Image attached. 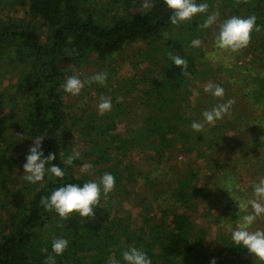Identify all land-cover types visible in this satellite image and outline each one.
<instances>
[{
	"label": "trees",
	"instance_id": "trees-1",
	"mask_svg": "<svg viewBox=\"0 0 264 264\" xmlns=\"http://www.w3.org/2000/svg\"><path fill=\"white\" fill-rule=\"evenodd\" d=\"M254 2L247 8L261 26L258 48L264 54V2ZM16 4L23 9L24 17L3 18L0 14V73L13 69L19 74L17 83L9 89L2 91L0 86V264H45L49 255L55 257V264H126L122 253L132 247L142 250L152 264H210L202 247L206 234L196 232L191 215L171 213L170 209L154 222L150 206L145 210V226L133 230L130 213L110 220L111 208L116 204L124 209L123 183L127 179L123 174L130 181L142 177L150 182L148 188L151 186L150 170L124 162L135 149L150 152L146 158L157 163L155 170L166 167V172L161 171L163 177L175 173L176 186L170 179L173 186L164 190L172 207L195 210L198 199L215 198L218 204L227 201L222 205L228 208L234 200L246 203L255 199L253 188L264 178V57L255 56L246 66H235L230 81L216 84L224 89V96L202 93L195 114L190 116L183 106L190 83L194 79L205 81L214 72L210 62L201 71L194 63L192 41L198 35L197 21L181 30L180 25H172L169 18L173 13L164 0H154L153 7L137 12L132 10L142 7L141 0H113L111 4L103 0H15ZM120 4L123 13L118 8ZM137 42L148 44L149 51L139 52L136 58L149 61L155 70L148 68L138 78L102 87L104 95L111 97L112 110L100 116L85 111L72 122L64 99L68 73L63 64L72 62L78 66L95 56L110 66L126 46ZM175 54L187 60V75L170 59ZM254 61L258 65L251 66ZM238 73L242 77L237 78ZM140 85L145 86L144 106H128L125 97L139 91ZM12 88L15 93L9 94ZM117 97H122V102L117 103ZM229 100L238 104L230 107L229 115L212 125L204 121V111ZM123 122L124 133L117 132L118 124ZM193 122L203 123L204 130L194 131ZM70 125L75 126L84 147L71 166L64 161L75 152L63 140ZM38 136L45 137L44 157L55 154L53 163L61 167L65 176L60 179L46 172L45 179L32 190L27 181L24 188L16 190L13 176L27 156L24 148ZM178 143L186 153L195 152L196 158L208 160L214 170L212 179L199 184L200 170L171 165L180 152ZM19 150H24L22 155H13ZM240 156L247 173L259 178L251 181L246 190L238 177ZM85 162L98 171L99 181L105 173L115 177V188L108 193V200L103 204L100 199L92 218L73 213L63 220L54 210L46 211L41 198L50 196L56 188L93 181L76 171ZM223 178L228 198L221 201L219 184ZM167 215L171 222L164 219ZM257 221L264 224V216ZM58 239L69 242L62 255L52 252V243ZM224 247L234 264L235 257L251 255L233 242H225ZM44 248L47 253L41 251ZM247 263L240 259V264Z\"/></svg>",
	"mask_w": 264,
	"mask_h": 264
},
{
	"label": "rangeland",
	"instance_id": "rangeland-1",
	"mask_svg": "<svg viewBox=\"0 0 264 264\" xmlns=\"http://www.w3.org/2000/svg\"><path fill=\"white\" fill-rule=\"evenodd\" d=\"M104 3H109L113 0H103ZM142 3L145 0H141ZM150 3H154V0H149ZM207 3L209 5V9L207 13L198 14L193 17L191 21L183 22L179 24L181 27L180 30L186 29L189 23H193L197 21L199 24L198 35L195 40H200L201 45L199 47H193V60L197 65L199 71L204 70V65L208 62L211 63L212 69H214L213 74L210 73V77L205 81L194 79L190 83L187 94L188 97L184 102L183 106L188 115L195 114L198 98L202 96V93H207L204 91V87L208 83H212L216 85L217 83H225L226 81H230L231 70L234 69L235 66H246V64L251 63L252 58L255 56L264 57V54L259 50V32L252 33V40L248 47L240 50L239 52L232 53L230 51L220 50L216 47L215 38L219 32V25L224 20L231 18L233 16H238L242 18H247L248 16L254 15L248 10V6L253 5L254 0H248V3H244L241 0L240 3H237L236 0H197V3ZM260 2H264V0H260ZM247 4V5H246ZM246 5V6H245ZM122 5H118L121 13H123ZM252 9V8H251ZM18 10V11H17ZM145 10L143 6L134 9L132 12H137ZM147 10V9H146ZM112 12L114 10H111ZM215 13L217 15L216 23H214L209 28H201L200 26L207 19L208 15ZM0 14L3 18L6 16L22 18L24 17L23 9L20 8L19 5H15V0H0ZM45 34L42 38H45ZM167 37V36H166ZM149 51L148 44L144 42H137L130 44L124 48V51L120 53L116 59L113 60L110 66L105 64L104 62H100L95 56H92L83 64H79L76 66L72 62L64 63L63 66L67 71L68 75H66V79L70 76H77L82 81L87 80L89 77L93 76L96 73H107V81L105 85H100L99 83L93 82L91 84H85L83 89L81 90L79 95H72L70 93H66L64 96L65 102L67 104V111L70 115L71 121L73 122L76 117L81 116L85 111L86 114L94 112L96 115L100 116L101 114L98 111V104L101 102V98L111 99L110 96L104 95L102 92V87H115L117 82H121L126 79L138 78L141 73H143L146 69L155 70V66L151 65L149 61L141 62L136 57L139 52ZM261 52V53H260ZM255 62V61H254ZM258 65V62L253 63V65ZM213 65V66H212ZM221 67L222 72H216L215 69ZM209 68V67H208ZM2 70L0 73V86L1 90L4 91L6 88L9 89L10 86H13L18 81V73L16 70L7 69ZM237 78L242 77V74H237ZM140 90L132 95L126 96V104L128 106H144L142 104V98H144V90L145 86L140 85ZM233 88L238 89V86H232ZM63 89V88H62ZM113 91H110L112 93ZM15 93L14 88L9 90V94ZM210 93V92H209ZM239 102V101H238ZM248 102V101H247ZM231 106H238V104H232ZM22 109H20V112ZM135 118L131 119L134 121ZM138 120V118H136ZM71 123V122H70ZM124 127H126L125 122L118 124L117 132L124 133ZM74 133V134H73ZM63 140L67 142L68 146H72L74 152H78L82 154L84 150L83 144L79 137V134L75 128V126L70 125V128L66 130V135ZM34 146V142H29L24 149H27L24 153L25 155L29 154L30 147ZM178 149L180 150L177 159H174L171 165L177 164L181 169L186 168H195L201 171V177L198 181L201 184L206 179H212L214 176V170L209 167L207 159L196 158L195 152H185L184 146L181 143H178ZM24 151V150H23ZM22 150H19L18 154L13 155H22ZM150 152L142 151L140 149H135L126 160L125 163L132 162L134 166L139 167L144 171H149L152 173L151 178L153 181L151 182L150 188H148V184L150 182H146L141 178H136L134 181H130L127 174H123V178H126L127 182L123 183V188L126 191L123 198V208L119 209L116 204L111 208L110 220L114 219V217H124L125 212L130 213L131 217V227L133 230H140L144 225L145 218V210L151 209V216H155L154 222H158L163 218V212L165 210H172L180 213H185L191 215L195 222V229L198 234L205 233V242L202 247H204V254L208 257L210 264L215 260V264H234V262L229 261L231 253L226 248L225 242H233L231 239V233L236 227V220L238 217V204L242 203L240 201H233L232 207L226 208V205L223 207V203L227 204L228 202L224 200L221 204H218V201L215 198L208 199H198V207L197 209H187L184 207H172V204L169 201V195H166L164 190H168L173 185L176 186V176L175 173L171 175H167L163 177L161 171L166 172L168 169L166 167L160 166L159 170H155L157 168V163L150 161L146 158ZM64 156V154H63ZM240 167L238 172L241 176H238L240 179V185L246 190L250 188L251 181H257L259 178L252 177L247 173V167L245 165V160L242 156H240ZM26 163V158L24 161H21L18 166V172L14 174L13 179L15 183L16 190L24 188L26 185V181L23 179L24 169L23 165ZM82 166L76 169L79 176L89 178L93 181L99 182V174L97 170L91 169L88 172H81ZM179 171V170H178ZM225 171H223L224 173ZM229 172L226 171V173ZM222 174V173H221ZM165 175V174H164ZM173 182V185L169 182ZM220 182V196L221 201L223 199L228 198V187L224 182H226L225 178ZM154 182V183H153ZM29 189H33L35 185H27ZM28 189V190H29ZM26 192V190L24 191ZM101 199L104 204L108 200V194H101ZM24 202L28 201V198L25 197ZM237 200V199H236ZM216 203L215 206L209 208L210 205ZM169 213V214H171ZM4 218L6 217L5 214ZM222 215V217H220ZM241 216V215H240ZM171 217V216H170ZM169 215L167 217L164 216V219L171 222V218ZM256 229H264V224L259 221H255V223L251 226L250 230L254 231ZM203 240V239H202ZM204 241V240H203ZM239 259V260H238ZM240 259L243 261H247V264H261L259 260L254 259L251 255H243L235 257L236 264H240Z\"/></svg>",
	"mask_w": 264,
	"mask_h": 264
},
{
	"label": "clouds",
	"instance_id": "clouds-1",
	"mask_svg": "<svg viewBox=\"0 0 264 264\" xmlns=\"http://www.w3.org/2000/svg\"><path fill=\"white\" fill-rule=\"evenodd\" d=\"M240 3L241 0H236ZM244 3H248V0H243ZM167 7L172 10V15L169 18V22L172 25H179L183 22L191 21L193 17L198 14L207 13L209 5L207 3H197V0H164ZM143 8L150 9L154 5L145 0ZM217 15L212 13L207 16V19L200 26L201 28H209L216 23ZM261 31V26L257 24V17L255 15L242 18L233 16L224 20L219 25V32L215 38L216 47L220 50L230 51L232 53L239 52L240 50L248 47L252 40L253 32ZM201 45L200 40H193L192 46L199 47ZM170 59L174 65L181 68L182 74L187 75L188 62L182 58L179 54L170 55ZM107 81V73H96L89 77L87 80L82 81L77 76H70L66 79L63 88L66 93L72 95H79L85 84H91L93 82L105 85ZM205 92H211L215 97H223L224 89L219 85H213L208 83L204 87ZM122 97H117V103L122 102ZM234 101L229 100L225 104H220L211 110L203 112L204 121L209 124H215L217 120H222L225 115H229V109ZM112 102L110 99L101 98V102L98 104V111L100 114L110 112L112 110ZM194 131H203L204 124L201 122H193L191 125ZM74 134V133H73ZM45 137H36L34 139V146L30 147L29 154L26 156V163L23 165L24 175L23 179L33 185L42 182L45 179V174L51 175L63 179L65 172L60 166L53 163L56 159V155L49 153L47 157H44L42 151V141ZM44 157V158H42ZM80 158L78 152L69 155L64 163L71 166L73 161ZM49 165L50 167H46ZM93 168L91 163L85 162L80 171L88 172ZM115 177L110 173H105L99 182L87 181L83 183V186L79 184H67L56 188L50 196L41 198V205L48 211H55L63 220H66L73 213H78L80 217L89 218L94 217V208L100 207L101 193L107 195L115 188ZM255 199L248 200L246 203L238 204V219L236 220V227L231 233V239L236 246H242L247 249L248 252L257 260L264 264V229L250 230L251 226L255 223L258 217L264 216V178L260 179L253 188ZM250 206L251 212H248ZM244 212L243 216L240 213ZM69 242L66 239H58L52 243V252L55 255H62L67 249ZM47 253L48 249L41 250ZM123 260L126 264H152L151 260L142 251L135 247L125 250L122 253ZM45 264H55L54 256H47ZM110 264H116L114 261H110ZM215 264V260L212 261Z\"/></svg>",
	"mask_w": 264,
	"mask_h": 264
}]
</instances>
